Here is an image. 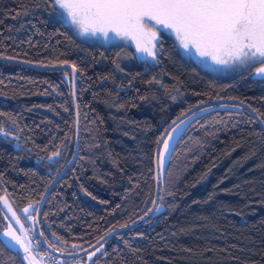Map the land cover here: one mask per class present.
Listing matches in <instances>:
<instances>
[{
	"label": "trees",
	"instance_id": "obj_1",
	"mask_svg": "<svg viewBox=\"0 0 264 264\" xmlns=\"http://www.w3.org/2000/svg\"><path fill=\"white\" fill-rule=\"evenodd\" d=\"M57 15L53 0H0V58L75 70L78 154L38 218L46 244L69 253L148 213L156 144L183 114L233 101L264 126V79L202 69L162 33L154 63L122 66L120 46L84 42ZM185 120L151 217L73 258L47 252L34 231L44 264H264V131L226 103ZM74 148L69 72L0 62V199L34 217ZM0 264H25L1 236Z\"/></svg>",
	"mask_w": 264,
	"mask_h": 264
},
{
	"label": "rangeland",
	"instance_id": "obj_2",
	"mask_svg": "<svg viewBox=\"0 0 264 264\" xmlns=\"http://www.w3.org/2000/svg\"><path fill=\"white\" fill-rule=\"evenodd\" d=\"M57 18L79 39L120 46L122 66L155 61L159 35H169L186 58L217 75L248 74L264 79V0H53ZM133 54V60L129 53ZM187 120L164 139L158 170ZM6 223L1 238L25 264H44L34 232L32 205L15 208L0 199ZM90 255V254H89ZM88 255V256H89Z\"/></svg>",
	"mask_w": 264,
	"mask_h": 264
},
{
	"label": "water",
	"instance_id": "obj_3",
	"mask_svg": "<svg viewBox=\"0 0 264 264\" xmlns=\"http://www.w3.org/2000/svg\"><path fill=\"white\" fill-rule=\"evenodd\" d=\"M0 62H4V63H9V64H15V65H20L23 66L25 68H30V69H34V70H39V71H59V70H67L70 74V82H71V97H72V107H73V112H74V118H75V148H74V152L72 157L70 158V160L68 161V163L61 169V171L52 179V181L49 183V185L47 186L41 200L39 201L37 207H36V211H35V215H34V231L36 233V236L38 238V241L40 243V245L42 246L43 249H45L47 252L60 257V258H73V257H79L81 255H84L90 251H92L93 249H95L96 247H98L107 237L117 233V232H121L125 229L137 226L139 224H142L144 222H146L151 215L154 213L156 206H157V201H158V196H159V170H158V156H159V152H160V148L161 145L164 141V139L166 138V136L168 135V133L170 132V130L172 128H174L178 123L182 122L184 119H186L187 117H189L191 114H193L194 112H197L203 108L212 106V105H217V104H232V105H236L239 107L244 108L252 117L253 119L256 121V123L259 125V127L264 131V126L260 123V121L258 120V118L256 117V115L254 114V112L249 109L246 105H243L241 103L238 102H233V101H225V102H213V103H207L204 105H201L199 107H196L190 111H188L187 113L183 114L182 116H180L179 118H177L175 121H173L163 132V134L160 136V138L158 139V142L156 144L155 150H154V157H153V171H154V200L152 203L151 208L149 209L148 213L142 217L141 219L135 221L134 223L125 226V227H120L117 228L115 230L110 231L108 234H106L105 236H103L100 240H98L96 243H94L93 245L76 251V252H69V253H61L58 251H54L53 249H51L46 242L44 241L39 229H38V218H39V214H40V210L42 208V205L44 204V201L46 200L49 192L51 191L52 187L60 180V178L67 172V170L70 168V166L74 163L77 154H78V144H79V131H78V116H77V110H76V99H75V94H76V74H75V70L72 66L70 65H66V64H62V65H56V66H36V65H30L27 63H23L20 61H14V60H9V59H3L0 58Z\"/></svg>",
	"mask_w": 264,
	"mask_h": 264
},
{
	"label": "built area",
	"instance_id": "obj_4",
	"mask_svg": "<svg viewBox=\"0 0 264 264\" xmlns=\"http://www.w3.org/2000/svg\"><path fill=\"white\" fill-rule=\"evenodd\" d=\"M46 264H58V261L55 258L48 256Z\"/></svg>",
	"mask_w": 264,
	"mask_h": 264
}]
</instances>
